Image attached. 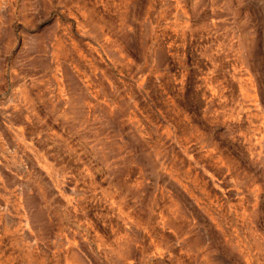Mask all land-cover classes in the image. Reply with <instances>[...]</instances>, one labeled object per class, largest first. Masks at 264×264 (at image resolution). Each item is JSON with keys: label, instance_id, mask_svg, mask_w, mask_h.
<instances>
[{"label": "rangeland", "instance_id": "374dc122", "mask_svg": "<svg viewBox=\"0 0 264 264\" xmlns=\"http://www.w3.org/2000/svg\"><path fill=\"white\" fill-rule=\"evenodd\" d=\"M0 264H264V0H0Z\"/></svg>", "mask_w": 264, "mask_h": 264}]
</instances>
